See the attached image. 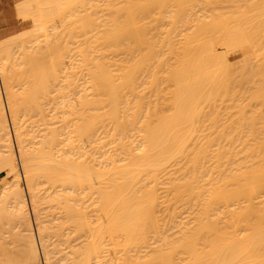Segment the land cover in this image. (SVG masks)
Wrapping results in <instances>:
<instances>
[{"label":"bare ground","instance_id":"bare-ground-1","mask_svg":"<svg viewBox=\"0 0 264 264\" xmlns=\"http://www.w3.org/2000/svg\"><path fill=\"white\" fill-rule=\"evenodd\" d=\"M83 1L47 0L46 3V0H44L43 2L50 9L48 8V12L42 11L44 14L46 13L45 18L48 21L50 20V24V22L53 23V19L59 21L63 15L66 16V14H69L68 12H72L74 5L72 4L73 6L70 7L71 3L80 4ZM98 1V6L96 4L98 10L106 12L103 15H101L102 12L98 13L101 16L97 17V22L94 23L96 18H93L94 20L91 19L89 23L85 19H88L87 16L91 15L90 11L93 8L88 15L84 14L87 15L84 19L86 22L81 21L86 26L92 24V28L95 24L93 35L97 41L98 51L96 50L95 56L92 55L94 58L92 57L91 67L87 70L88 85L85 87H90L91 93L69 94L71 93L70 90L76 87V82L69 76L70 71L62 69L63 74L65 72L63 79L55 81V73H57L56 70H58L59 65L57 58L60 57L55 58L53 56V59L47 61L48 64L45 63V60V62H37L40 57H43V54L30 47L29 50L21 47V55L23 54V57L29 60L25 63L23 59L24 66L19 67V72L25 73L29 70L32 77L28 80L25 79V81L22 79L21 91L15 93L16 90H13L11 78L16 74H11L13 67L18 66L13 62L15 60H12L13 55L9 52L10 48L8 49L6 44L0 43V88L4 95V104L0 96V169H3L5 173V181L3 180L5 183L2 181L3 186L6 184L0 190V195L4 199L7 198L5 203L2 200L3 198H0V264H41V260L43 264H239L241 254H243L241 253L242 246L247 249L250 245L248 247V250H250L247 251V255H249V252H252L251 243L252 241L253 243L256 242V237L254 238L251 234L254 240L249 237L246 245L241 246L239 234L235 232L236 227H232L235 233L230 227L238 225L237 229H239L238 227L242 223L240 221H243L240 220V213H243V211L241 209L238 213L236 210H231L233 207L230 205L226 208V210L228 209L226 217L223 210L225 205L227 207L230 204L229 201L232 202L237 196L238 201L242 200H239V198L241 196L240 192L245 189L244 187L248 189V191L246 190L247 193L249 192L246 199L250 197L249 200H252L255 194L257 196L260 188H264L263 185L260 186L261 180L264 179L262 177L264 176L262 175L264 174V168H261L264 165L259 167L262 162L264 163V153L260 151L259 154H263L260 157L256 150L259 147L264 150V133L262 131L260 133L262 140L261 137L259 138V131H256L261 127L264 128V125L260 124H264L261 118L264 116L263 111H261L262 104L264 105V97H261L264 94V91H262L264 90V78H262V74L259 75L261 71H258V68L262 65L260 63L264 62V0H189L191 3L187 0L189 4L185 0L184 5L183 0ZM26 2L29 5L26 4L25 7L23 5V8L31 7L30 1ZM42 4L40 8L44 9L46 5L43 7ZM84 4L89 3L84 2ZM92 4L94 6V3ZM242 5H244L243 8H241ZM91 7L92 5L90 9ZM38 8L39 6L33 9L36 11ZM153 8H156L157 11H152ZM224 8L225 13L218 11L220 9L224 10ZM208 11H210V14L207 13ZM73 12L68 16L73 17L71 14L76 13ZM95 12L98 11L95 10ZM95 12L92 11V14H95ZM153 12L158 14L157 17H154L155 21L160 20L163 26L166 27L165 30L163 29L162 39L160 37L158 38L161 40L157 39V41H160H158L160 43L158 50L156 49L158 43L154 44L152 40L150 41V38L148 39L154 31V27L158 28L155 21L147 22L153 20ZM85 13H88V11ZM25 14L27 13L25 12ZM19 15H22V12ZM36 16L35 14L33 17L34 24L37 21L40 22L39 19L42 17L40 14L38 15L40 17ZM143 18L144 20L149 19L146 21L148 26L151 27L154 24L153 31L149 30L150 33L148 29L151 28H145L147 25L146 22H142ZM60 23L61 21L57 24L60 25ZM38 24H35V29L38 26L41 27V23ZM160 26L157 30L161 29ZM74 27L76 28V26ZM89 27L90 25L87 29ZM48 28L50 29V26ZM65 28L67 29V27ZM92 28L90 29L91 32H93ZM35 29H32L34 34L40 28H37L36 31ZM55 29L53 33H55ZM87 29L86 31H89ZM215 32L217 34L216 38L214 37ZM27 33L29 34V31ZM53 33L51 34L53 35ZM22 34L25 35V33ZM58 34L60 35V33ZM52 35H47L48 38L45 39H49ZM219 35L222 41L217 40V42L232 48L234 60H229L223 54V51L217 50L218 43L216 39H219ZM38 36L41 37L39 33ZM44 37L46 36L44 35ZM153 37L156 39V36ZM37 38L33 39L34 43L37 42L34 41ZM15 40L17 41V38ZM39 40V42L42 41ZM248 41L254 42L253 44L250 43L253 46L255 45V49H252L255 51L256 59L254 60H258L255 62L258 67L252 66L254 60H251L253 62H250V64L244 62L243 58L238 57V51L242 49L241 46L245 44L247 46ZM15 42L10 43L16 44L17 42ZM20 42L23 43L24 41ZM58 42L60 43V41ZM52 43L53 46L54 43ZM143 44L147 45L143 46ZM222 44L220 46H224ZM31 46L33 45L31 44ZM97 46L95 45V47ZM17 50L19 49L17 48ZM48 50L50 51L51 47ZM105 50L109 53L108 60L104 59L105 56L102 57ZM156 50L159 52L157 53ZM97 52L99 53L97 54ZM132 53H134V56ZM129 54L132 55L131 58ZM154 55L159 57L157 58ZM66 57L68 58V56ZM150 58L154 59L156 64L151 65ZM84 59L82 60L85 61L86 59ZM147 60L151 64L145 63ZM61 62L63 63V61ZM81 63L80 66H82ZM245 63L250 66L246 68H250L248 72H252L248 73L244 68L245 73H248L247 76H254L255 69L251 71V68H256V71H258V75L257 72L256 75L261 77V79L258 77L260 81L255 80L257 79L256 75L254 76L255 79L250 77L252 81L251 84L249 82L248 84L260 86H256L257 89L256 87L246 86V90L249 92L254 89L251 90V96L245 90V93H243L246 82L244 87L241 86L243 87L240 89L241 93L237 91L240 97L242 95V100L246 93L248 94V99L244 97L247 105L244 100V105L240 102V97L238 98L240 101L236 99L238 94L235 95V98L232 97L241 84L235 87V93L232 87V91L229 89L230 78L231 83H233L242 73L244 74L243 68H241L242 72L239 69L240 74L237 78L234 77L235 75L232 76L233 72L232 74L230 72L232 70L237 71L235 69L236 64H242L241 67H246L243 65ZM150 65L152 67L156 65V68L153 67L155 70ZM25 66L28 70L24 69ZM151 68L152 70H150ZM262 70L264 72V69ZM228 71H230V76L226 73ZM141 72H144V76L143 73L140 75ZM161 74L167 80L165 81L169 82L167 83L168 87H171L170 94L166 93V95H169L166 99L169 97V101H165V98L161 97L165 93L163 91L168 92L169 90H162L164 80H162L163 78L160 79L161 76L159 75ZM244 75L241 76L244 78ZM50 77L53 78L52 81H49ZM240 77L238 79L239 83L242 78ZM243 78L242 80L245 81ZM14 80V83L18 81ZM160 80L163 83H158L162 84L159 85L161 90H158L157 82ZM254 80L255 83H253ZM19 84L20 80L17 85ZM167 84L165 83V85ZM145 85H149L150 88L154 89L152 94L144 96L148 94L145 88H149ZM165 85L164 87H167ZM139 86L143 90H140ZM261 87L262 89H260ZM15 89H18V87H15ZM64 89L68 90L69 93H62ZM144 89L147 92H143ZM150 90L152 89H149V93ZM228 91L230 94L233 92V95L230 96L232 97L231 100L234 99V101H231L233 103H230V97H228V101L225 99ZM159 92L161 100L163 98L164 103H170V106L167 105L170 110L164 109L167 113L161 111L164 114L159 111V108H163L162 105L160 106ZM256 92L258 93L256 94ZM259 92H263V94L261 95ZM222 96L225 97H223L225 100L221 99ZM252 96L253 98L257 96L256 98L262 104L259 105L260 103L255 98L254 100L258 104L253 107L248 101L253 100ZM218 97H220V101H224L219 103H225L223 108L229 102L227 108H230L231 113L234 107L232 105L229 107V104L235 105L234 102H236V105L239 106L235 107H241V109H236L237 114L234 112L236 115L232 113L229 116V120L233 119L232 121L227 120L228 117L226 118L227 121L225 118L223 119V116L226 117V115H222L223 111L225 110V114L229 113L226 112L228 110L226 108L224 110L222 107L218 108L222 104H216L218 106L216 107L215 102L218 103L219 99L216 100ZM239 102L242 106L238 104ZM157 103H159V108ZM255 103L253 102V105ZM250 105L255 111L257 110L256 112L259 110L261 112L259 111L258 115L256 112H252L254 109L250 112L248 110L251 108ZM5 107L8 118L5 115L7 114L4 111ZM247 107V112L243 113ZM242 109L244 110L242 111ZM240 112L241 114H239ZM245 114L254 117V120L260 118L262 122L257 120V123L248 116V120L245 121V116H242ZM254 114L257 117L252 116ZM233 115L236 116L235 119ZM237 115L241 116L238 124H241L244 118V126L246 125L245 122L250 127L249 129L254 125L255 130L252 131V128V132H249L248 126L247 130L245 127L243 130L247 131L246 135L249 133L247 137L251 143L253 142L251 137L255 140L258 138L257 143L260 141L259 144L255 142L251 144L252 146L256 144L258 148L254 146L255 150L250 147L251 145L248 144L250 141L248 142V140L246 144L251 149H247L248 146L246 145L241 150L237 148V146L242 147L239 145L247 139L246 135H243L244 131L242 133V130H240L243 126L240 125V128L237 126L236 118L239 117ZM224 121L230 123H228L229 126L226 125L227 129ZM253 121L257 126L261 125L260 128L256 129ZM228 129L229 131H226ZM231 129L233 133L239 129V134L241 132V135H243L241 137L246 138L245 141H242L239 135L237 137L241 138V143L240 139L238 142V138L235 141L234 138L236 137L234 136V140H229L228 135L232 138L231 135L226 134L225 136V133L230 132ZM253 132L254 135L257 134L256 137L251 135ZM227 139L231 142L233 140L234 145L231 143L226 145L223 141ZM261 143L262 146H260ZM228 144L230 147L236 146L234 147L235 150H232L233 148L231 147V149ZM106 146L108 148H105ZM236 149L239 151H236ZM234 152L238 153L235 154ZM243 153L246 155L243 156ZM232 154H235L236 157ZM237 154L242 155L243 159L247 156L245 157L247 161L244 159L245 166H242V168L239 167L243 163L242 157H238L239 160H242V162L241 160L238 162ZM231 155L237 159L235 162ZM248 157L250 159L256 158L250 160ZM259 158L261 159L258 160ZM226 161L227 163L231 161L232 164H226ZM258 161H261V164L259 163L257 166L255 162ZM238 163L240 164L238 165ZM247 163L252 164V170H249L252 167L251 164L249 167ZM236 164L239 167L238 170L234 168ZM228 165H233V168ZM243 168H245V172L241 170ZM228 169L230 172H228ZM234 169H236L235 172ZM258 169L260 174L257 171ZM238 173L243 176L244 180L251 173L252 177H249V179L251 181L252 178V181L247 183L248 178L245 181L241 180L242 185L243 182L245 184L240 186L241 177ZM245 174L246 176H244ZM257 181L259 183L256 184ZM227 182H230L228 187L234 186V188L229 187L230 190L228 191L226 189ZM231 184L234 185L231 186ZM252 184H256V187L259 185L257 187H260L259 190ZM238 185L243 189L239 190ZM247 186L249 188L250 186L251 188L252 186L255 187L258 191L255 188V190L250 189L257 191V193L250 192ZM5 190L7 191L5 192ZM244 192L245 190L242 194ZM41 198L44 199L45 204L43 210H49L46 211L50 215L48 223L47 220L42 219L37 205L38 200V202L42 201ZM255 199L253 198V200ZM227 200L229 201L227 202ZM250 202L246 200L245 203L252 204ZM239 203L236 202V205L234 202L237 207ZM254 203L256 204V202ZM242 206L244 209V205ZM242 206L240 205V207ZM229 208L230 214H228ZM161 211L164 214L163 212L161 214ZM235 213L239 214L238 221ZM181 214L186 215L182 217ZM229 215L232 217L229 218ZM223 217L227 218V221L228 218L232 219L229 220L232 225L228 223L229 228L232 230L231 232L229 229L230 234L226 231ZM244 217L245 215L242 219ZM262 217L263 215H261V220ZM184 218L188 220L184 221ZM3 220L4 225L9 224L5 225L8 226L7 228L2 227L4 226L1 224ZM170 231L172 232L170 233ZM11 236L12 238L15 237V240H13L16 243L19 242V245H11V242H13ZM260 238L264 240V235ZM14 242L13 244H15ZM262 256L264 257V255Z\"/></svg>","mask_w":264,"mask_h":264},{"label":"rangeland","instance_id":"rangeland-1","mask_svg":"<svg viewBox=\"0 0 264 264\" xmlns=\"http://www.w3.org/2000/svg\"><path fill=\"white\" fill-rule=\"evenodd\" d=\"M26 1H30V6L33 7V8H34V7H38V6H39V8H40V7H41L40 5H41L42 3H43V4H42L43 7L46 5V4L43 2L44 0H43V1L41 0V2H42L41 4H40V0H37L36 2H35L34 0H33V1H32V0H26ZM26 1L23 2V0H0V16H1V17H0V43H1V44H6V46H8V49L10 48V49H9V50H10L9 52L11 53V55H13V59H12V56H11V59H12V60H15V61H13V62L16 63L17 66H18V67H16V65H15V66L13 67L15 70L13 69V72H12V74H11V75H15V74H16V75L13 76V77H14V79L18 80V81H16V82L14 83L15 80L13 79V77L11 78V82H13V83H12V84H13V90H16L15 93H20V91H21V87H22L21 84L23 83V82H22L23 80L25 81V79L28 80V79H30V78L32 77L31 74H29L30 72H29V70L27 69V66L24 67V69H27V70H28L27 72H25V73L22 72L23 74H22L21 72H19L20 68L24 66V64H23L24 60H25V63H27V61L29 60V59H27V58H24V57H23V54L21 55V49H22V48H25L26 50H29L30 48H34L35 51H38L39 53L43 54V57H40V58L37 60V62H38V61H39V62H45V61H46L45 63L48 64V62H49L51 59H53L54 57H55V58H56L57 56L60 57V58H57V60L59 61V62H58L59 65H58V67H57L58 70H56L57 73H55V77H56L55 79H56V80H55V79H54V80H55V81H58L57 79H61V80H62L63 77H64V74H65V72H64V74H63V70L65 69V70L70 71V72H69V73H70L69 76L74 80V82L77 83V85H76V83H75V86L77 87V89H76V87H75V88H74L75 90H74V89H73V90H70L71 93H69L68 90L64 89V90L62 91V93L68 92V93L71 94V95H74L75 93L78 94V93H81V92H83V93H91L92 90H90V87H88L89 89H88V88H85V87H87L86 85H88V82H87V78H88L87 70L91 67V63H92V61H93L92 59L94 58L93 56H95V54H96V50L98 49L97 41L95 40V36L93 35V34L95 33V32L93 31V30H94L93 28H95V27H94V26H95L94 23L97 22V21H96V20H97V17L103 15V13L106 12V11H103V12L101 11V12H102V13H101V12L98 10V7H97V6H98L99 1L97 0V1H98V3H97L96 0H95V2H94V0H92V1H91V0H88L89 2L86 1V0H85V1L82 0L83 3H80L81 5L75 3V2H77V1L74 2L76 5H75L74 3H71V6H70V7H72V6L74 5V6L72 7V10H73V11L75 10L74 12H76V13H74V12L72 11V12L74 13V14H71V15H73V17H72L71 15H70L71 17H69L68 15H69L70 13H72V12H68L69 14H66V16L69 17V18H67L66 16L63 15V16H62V19L60 18V20H59V21H61L60 25H58V24H59V21H58V20H55V19H53L54 21L51 20L53 23L56 21V22H55L56 25L54 24L55 26H54L53 23H51V22H50V24H49V21H50V20L48 21V19L45 18V14H46V13L44 14L43 11L48 12V10L50 9L48 5L45 6V8H44L45 10H44L43 8H40L41 10L38 8V10L35 11V9H37V8H35V9H33V8H31V7L23 8V5H24V7H25L26 4L29 5V3L26 2ZM70 1H71V0H70ZM82 1L80 0V2H82ZM90 1H91V4H90ZM183 1H184V2H183V5H184V4H185V0H183ZM186 1H187V0H186ZM188 1H189V0H188ZM188 1H187V3H188ZM18 2H19V3H18ZM25 2H26V3H25ZM34 2H35V3H34ZM84 2H85L86 4H87V3H89V4L85 5ZM32 3H33V4H32ZM37 3H38V5H37ZM46 3H47V0H46ZM92 3H94V6H93ZM189 3H191V2L189 1ZM189 3H188V4H189ZM238 3H239V2H238ZM243 3H244V2H243ZM72 4H73V5H72ZM96 4H97V6H96ZM222 4H224V3L222 2ZM240 4H241V2H240ZM21 5H22V6H21ZM35 5H36V6H35ZM79 5H80L81 7H80ZM91 5H92V7H91V9H90V6H91ZM207 5H208V4H207ZM209 5H210V4H209ZM77 6H78L79 8H76ZM186 6H187V4H186ZM243 6H244V5H242L241 8H243ZM18 7H19V8H18ZM74 7H75V8H74ZM83 7H84V8H83ZM87 7H88V8H87ZM195 7H196V6H195ZM195 7H194V8H195ZM20 8H21V9H20ZM22 8H23V9H22ZM27 8H28V9H27ZM46 8H47V9H46ZM48 8H49V9H48ZM85 8H86V9H85ZM93 8H94V9H93ZM4 9H5V10H4ZM32 9H33V10H32ZM84 9H85L86 11H88V13H85L86 11L84 12V11H83ZM92 9H93V10H92ZM221 9H222V8H221ZM221 9L218 10V11H219V12H222V11H223L222 13H225V12H224V11H226L225 8H224V10H221ZM19 10H20V11H19ZM25 10H26V11H25ZM27 10H28V11H27ZM39 10H40V12L38 13ZM42 10H43V11H42ZM90 10H92V11H94V12H95V10H96V11H98V12H95V14H92V11H90ZM23 11H24V12H23ZM29 11H31V12H29ZM78 11H80V12H78ZM81 11H82V12H81ZM89 11L91 12V15H90V16L88 15V14L90 13ZM152 11H155V12H156L157 10H156V8H153ZM212 11H213V10H212ZM214 11H215V10H214ZM19 12H20V13H19ZM21 12H22V15H19V14H21ZM25 12H26L27 14H25ZM83 12H84V13H83ZM155 12H153V13H154V15H153V17H152L153 20H151V21H147V20H149L148 18H147V19L145 18L146 20H144V18H143L142 22H143V21H144V22L147 21V22L149 23V22L155 21L156 19H154V17H157V16H158V14H156ZM34 13H35L37 16H38L39 14L42 15V17L44 16L43 18L41 17V19H39V20H41L40 22H39V21L36 22L37 25H39L38 23H41V24H40L41 27H40V26L37 27V25H36V27H37V28H40L39 30L43 29L42 31H39V30L36 28V29L39 31V32H38V31H36V29H35V24H36V23L34 24V21H33V19H34L33 17L35 16ZM82 13H83V14H82ZM96 13H97V16H96ZM98 13H101V15H100V14L98 15ZM207 13L210 14V11H208ZM211 13H213V12H211ZM226 13H227V12H226ZM28 14H29V16H28ZM31 14H32V17H31ZM43 14H44V15H43ZM84 14H87L88 16H87V15H84ZM25 15H26V16H25ZM81 15H82V16H81ZM22 16H23V17H22ZM37 16H36V17H37ZM80 16L82 17V19H81ZM85 16H87L88 19H85ZM91 16H92V17H91ZM38 17H40V16H38ZM64 17H65V18H64ZM74 17H75V18H74ZM89 17H90V19H89ZM70 18H71V20L73 19L72 22H71ZM78 18H79V19H78ZM93 18H94V19L96 18L95 21H94V23H93V24H94L93 28L91 27L92 24H88V25L86 26V24L83 23V22H86L85 20H88V22L90 23V20L93 19ZM43 19H44V21H43ZM63 19H64V20H63ZM65 19H66V20H65ZM68 19H69V20H68ZM84 19H85V20H84ZM94 19H93V20H94ZM46 20H47V21H46ZM76 20H77V21H76ZM93 20H92V22H93ZM35 21H36V20H35ZM42 21H43V22H42ZM62 21H63V22H62ZM78 21H79V22H78ZM81 21H83V22H81ZM159 21H160V20H157V22L155 21V23L157 24L158 28H159L160 25L163 27V28H162V27L160 26L161 29H159V30H157L158 28L154 27V31H153V29H152L153 26H154L153 23H152L153 25H152L151 27L147 25V22H146V25H147V26L145 25V26H146L145 28H147V27L151 28V29H148V32H149V33H150V31H153V32H154V33L152 32L151 35L148 37V39L150 38V41L152 40L154 44L158 43V41L162 39V34H163L164 30L166 29V27L163 26V23L160 21V23H162V24H160ZM45 22H46V23H45ZM47 22H48V23H47ZM65 22H67V23H65ZM69 22L71 23V26H70V23H69ZM76 22H77V23H76ZM88 22H87V23H88ZM57 23H58V24H57ZM68 23H69V24H68ZM79 23H80V24H79ZM82 23H83V26H82ZM48 24H49V25H48ZM66 24H67V25H66ZM44 25H45V26H44ZM52 25H53L54 27H53ZM65 25H66V26H65ZM89 25H90V27L92 28V31H93V32H91V30H90L91 28H90V27H89V29H87ZM150 25H151V23H150ZM48 26H50V29L48 28ZM61 26H62V27H61ZM64 26L67 27V29H66ZM74 26H76L77 29H76ZM77 26H78V27H77ZM43 27L45 28V30H44ZM68 27H69V29H68ZM71 27H72V28H71ZM79 27H80V28H79ZM51 28H53V29H51ZM55 28L57 29V31H56ZM70 28H71V29H70ZM73 28H74V29H73ZM82 28L85 29V30H83ZM155 28H156V29H155ZM32 29H33V30L35 29V31H36L35 34L33 33V30H32ZM46 29H47V30H46ZM54 29H55V33H53ZM58 29H59V30H58ZM64 29H66V30H65L64 32H61V31H63ZM80 29H81V31H80ZM86 29L89 30V31H86ZM163 29H164V30H163ZM30 30H32V31H30ZM49 30H50V31H49ZM69 30H70V31H69ZM72 30H73V32H71ZM78 30H79V32H78ZM149 30H150V31H149ZM161 30H163V31H161ZM28 31H29V34L27 33ZM35 31H34V32H35ZM43 31H44V32H43ZM68 31H69V32H68ZM146 31H147V29H146ZM157 31H158V32H157ZM30 32H31L32 34H31ZM37 32L39 33V35H40L41 37L38 36V33H37ZM83 32H84V33H83ZM148 32H147V34H149ZM22 33H25V35H23ZM40 33H41V34H40ZM49 33H50V34H49ZM51 33H53L54 36H53ZM58 33H60V35H59ZM67 33H68V34H67ZM156 33H158L159 36H158V34L156 35ZM160 33H161V35H160ZM217 33L219 34V32H217ZM21 34L23 35V38H22ZM26 34H28V35H26ZM33 34H34V36H33ZM43 34H44L46 37H44ZM61 34H62V36H61ZM71 34H72V35H71ZM153 34H154V35H153ZM205 34H206V33H205ZM213 34H214V33H213ZM215 34H216V32H215ZM47 35H49V36L52 35L53 37L51 36L49 39H45V38H48ZM56 35H57V37H56ZM69 35H70V36H69ZM73 35H74V36H73ZM152 35H153V36H156V39H154L155 37H153ZM220 35H221V34H220ZM220 35L218 36L219 39H216V42H217V40H219L220 42L222 41V40H220V39H221V38H220ZM18 36H20V37L18 38ZM25 36H26L27 38H26ZM30 36H31V38H32V37H33V38H32V39H31V38L29 39ZM35 36L38 37V38H37V40H34V41H37V42L34 43V42H33V39L36 38ZM59 36H60V37H59ZM147 36H148V35H147ZM212 36H213V35H212ZM212 36H211V37H212ZM216 36H217V34H216L214 37L216 38ZM158 37H160L161 39L158 38ZM214 37H213V40H214ZM16 38H17V41L15 40ZM51 38H52V41H51ZM58 38H59V39H58ZM26 39H27V40H26ZM39 39H41L42 41L39 42V41H40ZM43 39H44V41H46V42H47V40H49V41H48L47 43H45V42L43 41ZM53 39H54V40H53ZM55 39H58V40H55ZM62 39H63V40H62ZM65 39H66V40H65ZM92 39H93V40H92ZM153 39H154L156 42H155ZM157 39H159V40L157 41ZM25 40L28 41V43H26ZM15 41H16L18 44H17ZM18 41H19V42H20V41H24L25 43H24V42H23V43H22V42L19 43ZM29 41H30V42H29ZM54 41H55V42H54ZM58 41H60V43H59ZM66 41H67V42H66ZM92 41H93V42H92ZM94 41H95V42H94ZM10 42H11V43L15 42L16 44H11ZM32 42H33L34 44H33ZM38 42H39V44H38ZM52 42H53L54 44H53ZM159 42H160V41H159ZM198 42H199V41H198ZM213 42L215 43V40H214ZM220 42H219V43H220ZM223 42H224V41H223ZM250 42L252 43V41H250ZM250 42H249V41L247 42V44H248L247 46H245L246 44H245L244 46H241L242 49H241L240 51H238V55H239L238 57L243 58V61H244V62H247V63H250V62L252 63L253 61H251V60L256 59V58H255V57H256V54H255V51L253 50V49H255V45H254V46L252 45L254 42H253L252 44H251ZM7 43H8V45H7ZM9 43H10V44H9ZM30 43H31L33 46H31ZM51 43L53 44V46L51 45ZM85 43H86V44H85ZM93 43H95V44H93ZM195 43H197V42H195ZM217 43H218V42H217ZM217 43H216V44H217ZM219 43H218L219 46H218V45H217V46L215 45V46L217 47V50H218V51L220 50L221 52L223 51V52H224L223 54H225V56H226L229 60H231V61L234 60V52H233L232 48H228L229 46L226 47L227 45L222 44V43H221V44L224 45V46H220L221 44H219ZM36 44H37V45H36ZM40 44H43V45H40ZM45 44H46V45H45ZM59 44H60V45H59ZM92 44H93L94 46H93ZM249 44H250L251 46H250ZM9 45H10V47H9ZM13 45H14V46H13ZM19 45H20V46H19ZM65 45H66V46H65ZM86 45H87V47H86ZM88 45H89V46H88ZM95 45H96L97 47H95ZM144 45L146 46L147 44H143V46H144ZM158 45H159V46H158ZM12 46H13V47H12ZM35 46H36V47H35ZM41 46H42L43 49L41 48ZM59 46H60V47H59ZM62 46H64V47H62ZM252 46H253V47H252ZM11 47H12V48H11ZM21 47H22V48H21ZM26 47H27V48H26ZM29 47H30V48H29ZM47 47H48V48H47ZM50 47H51V50H50L51 52H50L49 50H48V51H49V55H50V54H51V55H50V57H49L47 49H50ZM54 47H55V49H54ZM158 47H160V43L157 44V48H156V45H155V48H156L157 50L159 49ZM13 48H14V51L12 52ZM17 48H18L20 51L17 50ZM57 48H58V49H57ZM60 48H61V49H60ZM85 48H86V49H85ZM92 48L94 49L95 52L93 51ZM224 48H225V49H224ZM226 48H227V49H226ZM252 48H253V49H252ZM222 49H223V50H222ZM41 50H42V52H41ZM84 50H86L87 53H86V51H84ZM157 50H156V52H157ZM57 51H58V52H57ZM61 51H62V52H61ZM82 51H84L85 53L82 52ZM90 51H91V52H90ZM97 51H98V50H97ZM130 51H133V50H130ZM142 51H144V50H142ZM65 52H66V53H65ZM92 52H93V53H92ZM133 52H134V51H133ZM158 52H159V51H158ZM158 52H157V53H158ZM12 53H13V54H12ZM14 53H15V54H14ZM39 53H38V54H39ZM46 53H47V54H46ZM53 53H54V54H53ZM63 53H64V54H63ZM83 53H84V56H83ZM98 53H99V52H97V54H98ZM62 54H63V55H62ZM133 54H134V53H132V55H133ZM159 54H160V53H159ZM159 54H158V55H159ZM16 55H17V56H16ZM19 55H20V57H19ZM65 55L68 56V58H67ZM80 55H81V57H80ZM86 55H87V57H86ZM92 55H93V56H92ZM102 55H103L102 57H104V56L106 57V58L104 57L105 60H108V58H109V53L107 52V50H105L104 53H103ZM129 55H130V54H129ZM132 55H130L129 57L131 58ZM158 55H157V56L154 55V56H156V57L158 58V57H159ZM14 56H15V57H14ZM21 56H22V57H21ZM53 56H54V57H53ZM62 56H63V57H62ZM133 56H134V55H133ZM154 56H153V58H154ZM16 57H17V58H16ZM51 57H52V58H51ZM79 57H80V58H79ZM83 57H84L86 60H85ZM92 57H93V58H92ZM156 57H155V59H156ZM20 58H21V59H20ZM49 58H50V59H49ZM132 58H134V57H132ZM23 59H24V60H23ZM42 59H43V60H42ZM46 59H47V60H46ZM59 59H60V60H59ZM80 59H81V60H80ZM82 59H84L85 61H83ZM257 59H258V58H257ZM12 60H11V62H12ZM16 60H17V61H16ZM40 60H41V61H40ZM44 60H45V61H44ZM130 60H132V59H130ZM150 60L152 61V64H151V62L148 61V60H147L148 62L145 61V63L153 65V64L155 63V60H154V59H151V58H150ZM157 60H158V59H157ZM157 60H156V61H157ZM18 61H19V62H18ZM21 61H22V63H21ZM47 61H48V62H47ZM61 61H63V63H62ZM82 61H83V62H82ZM132 61H133V60H132ZM153 61H154V62H153ZM248 61H249V62H248ZM256 61H258V60H256ZM256 61L254 60V62H253L254 64H252V66H253V65L256 66V64H255ZM81 62H82V63H81ZM241 62H242V61H241ZM259 62H260V61H259ZM259 62H258V63H259ZM61 63H62V64H61ZM80 63H81L82 66H80ZM239 63H240V62H239ZM251 63H250V64H251ZM263 63H264V62H263ZM263 63L261 62L260 64L264 65ZM18 64H20V65H18ZM64 64H65V65H64ZM76 64H78V65H76ZM155 64H156V63H155ZM260 64H259V65H260ZM151 65H150V67H152ZM241 65H242V64H241ZM241 65L236 64V68H235V69L238 71V73H236L237 71H233V70H232L231 72L228 71V72H226V73L229 74V72H230V74H232V72H233L232 76L235 75L234 77L237 78V77H238V74H240L241 68H243L242 71L244 72L245 75H244L243 73H242L241 75H242V76L244 75L246 78H245V77L243 78L241 75H240V76H241L245 81H243L242 78L239 76V77L241 78V80H239L240 83L238 82V79H239V77H238L236 80L233 78V79L236 81V82L233 81V83H234V84H233V83H231V78H230V81H229V82H230V85H229L230 88H229V89L231 90V89L233 88L232 90H234V93H235V90H236L235 87H236V86H239L240 84H241V85H240L239 87H237L236 93H235L234 95H233V92H231V94H230V92H229L230 90H229V91L227 92L229 96L226 95V96H225L226 98H225L224 96H222V98H221L222 100H225V99H226V101H228L227 99H229L228 97H230L231 95H233L232 97L235 98V95L238 94L237 91H238V92L240 91L239 93H241V90H240V89L244 87V83H245V82H246L247 84H245V88H243V93H245V91H246V92H249V91L246 90V86H247V87H248V86H249V87L251 86V88H253V87L255 88L257 85H255V84H254V86H252L253 84L250 85V84H251V81H252V80L250 79V77H253L252 79H255L254 76L256 75V72H257V75H258V71H259V72L261 71V73H260L259 75L262 74V78H264V76H263L264 72H263V70H262V69H264V66H263V68H261L262 65H260L261 70H260V68H258V71H256V70H257L256 68H251V71H253V69H255V72L253 73V75H254V74H255V75H254V76H251V75H250V76H249V75L247 76L248 73H252V72H248V69L250 70V68L246 69L247 67H250V66H248L249 64H248V65H247L246 63L243 64V65H245L246 67H244V66L241 67ZM63 66H64V67H63ZM78 66H79L80 68H79ZM237 66H239L240 68H239V67L237 68ZM252 66H251V67H252ZM254 66H253V67H254ZM19 67H20V68H19ZM61 67H62V68H61ZM84 67H85V68H84ZM153 67L156 68V65L153 66ZM153 67H152V68H153ZM256 67H258V64H257ZM152 68H151L150 70H152ZM162 68H164V67H162ZM244 68L247 70L248 73H245L246 70H244ZM62 69H63V70H62ZM83 69H84V70H83ZM153 69H154V68H153ZM239 69H240V71H239ZM154 70H155V69H154ZM161 70H162V69H161ZM14 71H15V73H14ZM17 71H18V72H17ZM24 71H25V70H24ZM61 71H62V72H61ZM242 71H241V72H242ZM83 72H84V73H83ZM158 72H159V69H158ZM158 72H157V73H158ZM161 72H162V71H161ZM161 72H160V73H161ZM17 73H18V74H17ZM142 73H143V76H144V72H141L140 75H142ZM21 74H22V75H21ZM230 74H229V76H230ZM23 75H26V76H23ZM157 75H158V74H157ZM163 75H165V73H163ZM163 75L161 74V75H159V76H161L160 79L163 78L162 80H164V84H163V85H162V84H158L159 82H160V83H163L162 80L158 81V82H157V84H158V87H157V88H158V90H161V89H159V87L162 85V86H163V89H162V90H164V89H165V90H168V89H169L168 92H167V91H163V92H165V93H163L162 91H160V92L163 93L161 97L165 98V101H167V100L169 101V97H168V99H166V97L169 96V95H166V93H169V94H170V88H171V87H168L169 85H168L167 83H169V82H166L167 80L163 77ZM257 75H256V76H257ZM58 76H59V77H58ZM226 76H227V74H226ZM229 76H227V77H229ZM232 76H231V77H232ZM15 77H16V78H15ZM21 77H22V78H21ZM25 77H26V78H25ZM48 77H49V75H48ZM61 77H62V78H61ZM157 77H158V76H157ZM258 77H260V76H257V77H256V78H257V79H255L256 81H260V80H258ZM247 78H248V80H247ZM22 79H23V80H22ZM140 79L142 80V77H141ZM157 79L159 80V77H158ZM228 79H229V78H228ZM233 79H232V80H233ZM249 79H250V80H249ZM260 79H261V77H260ZM19 80H20V84L17 85V84L19 83ZM50 80L52 81L53 78L50 77V78H49V81H50ZM165 80H166V81H165ZM255 80H254L253 83H255ZM1 81H2V79H1ZM59 81H60V80H59ZM241 81H243V82H241ZM262 81H263V79H262ZM248 82H249L250 84H248ZM16 83H17V84H16ZM140 83H142V82H140ZM140 83H139V84H140ZM165 83H166L167 85H165ZM259 83H261V82H259ZM262 83H263V82H262ZM78 84H79V85H78ZM232 84H233V85H232ZM236 84H237V85H236ZM159 85H160V86H159ZM164 85L167 86V87H164ZM231 85H232V86H231ZM258 85H259V84H258ZM261 85H263V84H261ZM145 86H147V85H145ZM148 86H149V85H148ZM148 86H147V87H148ZM241 86H243V87H241ZM15 87H16V88L18 87V89H15ZM139 87H140V86H139ZM139 87H138V88H139ZM142 87H143V86H142ZM231 87H232V88H231ZM257 87H260V86H257ZM257 87H256V89H257ZM263 87H264V86H263ZM80 88H81V89H80ZM161 88H162V87H161ZM141 89L143 90V88L140 87V90H141ZM145 89H146L148 92H147ZM145 89H144L143 92H147L148 94L146 93L147 95H144V96H148L149 94H152V93H153V90H154L153 88H150V86H149V88H145ZM149 89H152V90H150V93H149ZM256 89H255V90H256ZM260 89H262V87H261ZM263 89H264V88H263ZM89 90H90V91H89ZM232 90H231V91H232ZM244 90H245V91H244ZM248 90H249V88H248ZM251 90H254V89H251ZM251 90H250V92H249V94H250L249 96H251ZM1 91H2V89L0 88V96H1V99H2V103H3V97H4V95H3V91H2V92H1ZM262 91H264V90H262ZM160 92L158 93V97H159V98H160ZM252 92H253V91H252ZM243 93H242V94H243ZM253 93H254V92H253ZM253 93H252V94H253ZM257 93H258V92H256V94H257ZM259 93H260V92H259ZM143 94H144V93H143ZM222 94H223V93H222ZM260 94L262 95L263 92L260 93ZM163 95H166V96L164 97ZM224 95H225V94H224ZM243 95H244V94H243ZM246 95H247V96H246ZM246 95H245L244 97H245V99H246V98L248 99V94L246 93ZM254 95H255V93H254ZM258 95H259V94H258ZM263 95H264V94H263ZM263 95H262L261 97H264ZM158 97H157V99H158ZM220 97H221V96H220ZM220 97L216 98V100L219 99V101H218V103L215 102V105H216V104H217V105H218V104H219V105L222 104V105L219 106V107L216 105V107H218V108H221V107H222L223 110H224L225 108L228 109L226 112H228L229 114H227V113L225 114V112H224L225 110H224L222 115H226V117L223 116V119L225 118V120H226V118L228 117L227 120H229V119H230L229 116H231L232 113L234 114V112L236 113V111H237L236 109L239 108V107L236 108L235 106H239V105H236V102H234L235 105H234V104H229V107L232 105V107L235 108V110H234V108H233V111H232V113H231V110L229 111L230 108H227L229 102L226 103L227 105L223 108V106L225 105V103H219V102H224V101H220ZM223 97H224L225 99H224ZM232 97H230V103H233V102H231V101H234V99L231 100ZM236 97H237L236 99L239 100V101H240V99H241L240 102H242L243 105H244V102H243V100L245 101L244 97H243V100H242V98H241L242 95H241V97H240V94H238V96L236 95ZM239 97H240V99H238ZM254 97H255V96H254ZM256 97H257V96H256ZM256 97H255V98H256ZM145 98H146V97H145ZM149 98H150V97H149ZM163 98H162V100H161V98H160V101H161V102H163V100H164ZM249 98H250V97H249ZM252 98H253V96H252ZM255 98H253V100H254ZM147 99H148V98H147ZM147 99H145V100L147 101ZM250 99H251V98H250ZM256 99H257V98H256ZM261 99H262V98H261ZM261 99H260V100H261ZM263 99H264V98H263ZM148 100H150V99H148ZM216 100H215V101H216ZM237 100H236V101H237ZM253 100H248V101L250 102V104H251L253 107H255L256 104L260 103L259 99H257V100H258V103H257V101H255V100L253 101ZM157 101H158V100H157ZM161 102H160V106L162 105V106H161V107H163L162 109L159 108V106H158L159 103H157V107L159 108L160 113L165 112L164 109H165V110H170V109H169L170 107L167 108V107H168L167 105L170 106V103H169V102H166V103L163 102L164 104L161 103ZM240 102H239L238 104H241ZM245 102H246V105H247V101H245ZM249 102H248V107H249ZM253 102H256L255 105H253ZM167 103H169V104H167ZM263 103H264V101H263ZM3 104H4V103H3ZM165 104H166V105H165ZM261 104H262V102H261L259 105H261ZM163 105H164V106H163ZM233 105H234V106H233ZM246 105H245V106H246ZM251 105H250L251 108H249V109H248V107L245 108V110L242 109V111H243V110L245 111V112L243 111V113H246V112H247V109L251 112V110L254 109V108H252ZM3 106H4V105H3ZM241 106H242V104H241ZM262 106L264 107L263 104H262ZM47 107H49V106L47 105ZM165 107H166V108H165ZM260 107H261V106H260ZM263 107H262V109H263ZM243 108H244V107H243ZM257 108H258V107H257ZM239 109H241V107H240ZM262 109H261V111H263V113H264V109H263V110H262ZM258 110H259V109H258ZM4 111H5V113H7V111H6V107L4 108ZM161 111H163V112H161ZM239 111H241V110H239ZM239 111H238V112H239ZM242 111H241V112H242ZM249 111H248V114H249ZM256 111H257V110H256ZM256 111H255V109H254V111H252V112H256ZM259 111H260V110H259ZM259 111L256 112L257 115L261 112V111H260V112H259ZM221 112H222V110H221ZM241 112H240L239 114H241ZM165 113H167V111H166ZM263 113H261V115H263ZM163 114H164V113H163ZM236 114H237V113H236ZM236 114H234V115H236ZM248 114H247V116H248ZM251 114H253V113H251ZM251 114H250V115H251ZM5 115H6V117L8 118V113L5 114ZM234 115H233V117H234ZM257 115L254 114V115H252V116L257 117ZM238 116H239V117H238ZM242 116H245V121L248 120V117H251V116H248V117H247L246 114H245V115H242ZM235 117H236V116H235ZM235 117H234V119H235ZM237 117H238V118H236V119H237V120H236V121H237V122H236V123H237V126H239V128H240V125L243 126V127L240 128V130H242V133H243V131H244L245 129L247 130V126H248V125H247V122H245L246 125L244 126V124H243V122H244V118H243V120H242L243 122H242L241 124H240V123L238 124L239 119H240L241 116H240V115H237ZM246 117H247V118H246ZM259 117H260V115H259ZM259 117H258V118H259ZM263 117H264V116H262L261 118H262L263 123H264V118H263ZM251 118H252V117H251ZM251 118H249V119H251ZM7 120H8V119H7ZM227 120H226V121H227ZM232 120H233V119H232ZM232 120H229V121H232ZM240 120H241V119H240ZM251 120H254V117H253ZM257 120H259V122H262V120H261L260 118H259V119L256 118V120H254V121L258 123ZM229 121L226 122L227 124H226L225 121H224L225 126H226V125L229 126V125H228ZM254 121H253V122H254ZM240 122H241V121H240ZM253 122H251V123L253 124ZM255 122H254V124H255ZM248 123H249V121H248ZM229 124H230V123H229ZM260 124H261V125H264V124H262V123H260ZM255 125H256V129L260 128L259 126H261V125H258V126H257V124H255ZM227 126L225 127L226 129H227ZM250 126H251V125H250ZM244 127H245V129L243 130ZM9 128H10V127H9ZM249 128H250V127L248 126V129H249ZM252 128H253L252 131H254V130H255L254 125H252ZM252 128H251V129H252ZM261 128H262V129H261ZM261 128H260L261 130H260V129L256 130L257 132L259 131V132H258L259 135H260L259 138L261 137V134H260L261 131H262V133H264V130H263L264 128H263V127H261ZM229 129H230V128H229ZM229 129L226 130V131H229ZM251 129H249V132H252ZM238 130H239V129H238ZM238 130H236V132L233 130V131H234V133H233V132H232V129H231V130H230L231 133H230V132H227V133H225V136H226V134H230L232 138H230L229 135H228V139L231 140V139H233L234 137H236V138H234L235 141H236V139L238 138L237 135H239L240 137L243 136V135H246L245 133H246L247 131H246V132L244 131L243 135H241V132H240V134H239V131H238ZM237 131H238V132H237ZM257 132H256V133H257ZM232 133H233V135H232ZM235 133H236V134H235ZM234 134H235L236 136H235ZM247 135H249V133H248ZM247 135H246V138H247V139L244 137V138L246 139V141H245V139H243V138L241 137V138H242V141H245V142H244L245 144L242 142L243 145H242V143H241V138H238V142H239V139H240V143H241V145H239V146H242V147H238V146H237V143H236L235 145L237 146L238 149L240 148V150H241V148L245 147V145L248 146L247 149L250 148V147L253 148L254 146L257 147L256 144H254V146H252L251 144H253V142L257 143L258 138L255 140V138L249 136V137L252 138V141H253V142L251 143V141L248 140ZM251 135H254V132H253ZM256 135H257V134H255L254 136L256 137ZM262 135H263V134H262ZM233 136H234V137H233ZM257 137H258V136H257ZM263 137H264V135H263ZM223 138H224V137H223ZM223 138H222V140H223ZM226 138H227V137H226ZM228 139L226 140V141H228V142H226V141H223V142H224L226 145H227V143H229V144L231 143L232 145H234V144H233V143H234V141H233L234 139L232 140L233 143H232L231 141H229ZM249 139H250V138H249ZM253 139H254V140H253ZM261 139H262V137H261ZM261 139H259V140H261ZM247 140H248V142L250 141V143H248L249 145H251L250 147H249V145L246 144ZM262 140H263V139H262ZM262 140H261V142H262ZM240 143H239V144H240ZM259 143H260V141H259L257 144H259ZM229 144H228V146L230 147ZM263 145H264V144H263ZM228 146H227V147H228ZM236 146H231L233 149H232L231 147H230V148H231L232 150H235L234 147H236ZM258 146H259V145H258ZM260 146H262V143L260 144ZM255 147H254V148H255ZM105 148H108V146H106ZM254 148H253V149H254ZM257 148H258V147H257ZM260 148H261V147H259L258 149H260ZM238 149H236V151H237ZM250 149H251V148H250ZM258 149H256V150L258 151V153L256 152L258 155H260V154H259L260 151H261V152L263 151L262 153H264V150H263L262 148H261L262 150H261V149L258 150ZM242 150H244V149H242ZM254 150H255V149H254ZM254 150H253V151H254ZM238 151H239V150H238ZM250 151H251V150H250ZM250 151H249V152H250ZM242 152H243V151H242ZM249 152H248V153H249ZM261 152H260V153H261ZM234 153L236 154V153H238V152H234ZM239 153H240V152H239ZM245 153H246V152H245ZM235 154H232V155H235ZM232 155H231V157L233 158ZM244 155H246V154L243 153V156H244ZM262 155H263V154H262ZM262 155H260V157H262ZM239 156H240V158L242 157L243 163H242L241 165H239L240 163H238V165H239V167L242 168V166H243V167L245 166V164H244V159H246L245 161H247V158H245V157H247V156H245L244 159H243V156H242V155L237 154V159H238ZM228 157H229V156H228ZM235 157H236V155H235ZM235 157L233 158V159H234V160H233L234 162H235V160H237ZM229 158H230V157H229ZM229 158H228V159H229ZM232 158H231V159H232ZM248 158H249V157H248ZM251 158H254V157H251ZM255 158H256V157H255ZM255 158H254V159H255ZM257 158H258V157H257ZM249 159H250V158H249ZM249 159H248V160H249ZM254 159H250V160H254ZM260 159H261V158H259L258 160H260ZM240 160H241V159H240ZM240 160L238 159L237 161L240 162ZM242 160H241V162H242ZM227 161H229V160H227ZM227 161H226V164H232L231 161H230V163H229V162L227 163ZM233 161H232V162H233ZM255 161H257V160H255ZM253 162H254V161H253ZM253 162H252V164H254ZM245 163H246V162H245ZM255 163H257V164H255V165L258 166L259 163L261 164V161H258V162H255ZM226 164H225V166H226ZM247 164H248V166L250 167V164H251V163H247ZM252 164H251V166H252ZM238 165L236 164V167H234V168H236V169L238 168V169H239V167H237ZM255 165H254V168L256 167ZM263 165H264V163L262 162V165H259V167H261V166H263ZM228 166H230V165H228ZM232 166H233V165H231L230 168H231ZM246 167H247V166H246ZM249 167H247V168H249ZM230 168H229V169H230ZM232 168H233V167H232ZM252 168H253V166H252L251 169H249V170H252ZM261 168H264V166L261 167ZM226 169H227V166H226ZM229 169H228V172H230V170H231V169H230V170H229ZM236 169H234V172H235ZM238 169H237V170H238ZM244 169H245V168H243V169H241V170L244 171ZM256 169H257V168H256ZM259 169H260V168H259ZM259 169L257 170L258 173L260 172ZM246 170H247V169H246ZM254 170H255V169H254ZM232 171H233V169H232ZM226 172H227V171H226ZM228 172H227V173H228ZM244 172H245V171H244ZM244 172H243V173H244ZM253 172H254V171H253ZM261 172H262V171H261ZM236 173H237V172H236ZM251 173H252V172H251ZM251 173L249 174L250 176H248V175L246 176V174L244 175V176H246V178H248L247 180H246V178H245V180L247 181V183H248V182L250 183V182L252 181V178H251V181H250V179H249V177H252L251 175H252L253 173H252V174H251ZM254 173L256 174V172H254ZM238 174H239V173H238ZM247 174H248V173H247ZM259 174H260V173H259ZM4 175H5L4 170H3V169H0V190H2L4 186H6V184H4V186H3V182L5 181V179H4ZM241 175H242V174H241ZM253 175H254V174H253ZM262 175H264V174H262ZM239 176H240V174H239ZM259 176H260V175H259ZM240 177L242 178L243 176H240ZM262 177L264 178V176H262ZM21 178H22V177H21ZM241 178H240V181H241V180L245 181L244 178H242V179H241ZM254 178H255V177H254ZM260 178H261V177H260ZM22 179H23V178H22ZM257 179L259 180V178H257ZM3 180H4V181H3ZM248 180H249V181H248ZM253 180H254V179H253ZM2 181H3V182H2ZM240 181H239V182H240ZM255 181H256V180H255ZM239 182H238V184H239ZM253 182H254V181H253ZM4 183H5V182H4ZM23 183H24V182H23ZM23 183H22V185H23ZM247 183H246V184H247ZM255 183L257 184V183H259V182L257 181V182H255ZM261 183H263V184H261ZM261 183H260V186H262V185L264 186V179L261 180ZM244 184H245V182H243V185H244ZM253 184H254V183H253ZM253 184H252V185H253ZM256 184H255V185H256ZM228 185H230V182H227V184H226V189H227L228 191L230 190V188H232V187L234 188V186H232V185H234V184H231L232 187L229 186L230 188L228 187ZM243 185H242V181H241V182H240V186H243ZM249 185H251V184H249ZM255 185H253V186H255ZM1 186H2V187H1ZM238 186H239V185H238ZM240 186H239V187H240ZM253 186H252V188H251V186H250V188H251V189H254V188L256 187V186H255V187L253 188ZM258 186H259V185H257V187H258ZM257 187H256V188H257ZM244 188H245V189H244V190H245L244 194H242L244 190L241 191V192L239 191L240 194H241V196L244 195V196H242V198H241V196H240V198H239V200H240V199H242V200L238 201V200H237V199H238V198H237L238 196L236 197L235 200H233V201L235 202V204H236V202H240V203L238 204V207L236 206L237 204L235 205L233 201L230 202L229 200H227V202L229 201L230 204H228L227 207H226V205H225V209H224V207H223V209L225 210V211L223 210V212H224L223 214L227 217V212H226V211H228V209L226 210V208H228V206H230V205H231V207H233V209H231V210H236L238 213H240V210L242 209L243 213H242V212L240 213V220H243V221H240V222H242V223H241L240 226L238 227L239 229H237V226H238V225H237V226L235 225V226H231V227H230V228L233 230V232H234V228H232V227H236V228H235V232H237V234H239L238 236H239V239L241 240V242L239 241L241 246H242V245H246V242L249 241V239H248L249 237H250V239H251V238L253 239V237H254V238L256 237V242L254 241L255 244L253 243V241H252L253 244H252L251 242H249V243H251V249H252V252H251V253L249 252V255H250V256L252 255L251 257H250L249 255H247V251L250 250V249L248 250V247H249L250 245L248 244L249 246L247 247V249H244L245 246H242V249L244 250V252H246V254H244V252H243V250H242L241 253H243V254H241V258H240V262H239V264H264V257L262 256V255H264V240H262L263 237H261L262 239L260 238V236H263V235H264V219H263V218H264V191H261L262 189L264 190V188L262 187V189H261V188L259 187L260 190H259V188H257L260 192L255 188V189L258 191V194H257V196H256L255 193H257V191L255 192V191L251 190V189L247 186V188L250 189L249 191H250V192L253 191V193L255 194V197L253 196V198H256V199H255L256 201L253 200L252 196H251L252 200H249L250 197H249V199H246V198L248 197L247 194H248L249 192L247 193L248 189H246V187H244ZM240 189H243V187H242V188L240 187L239 190H240ZM255 189H254V190H255ZM246 190H247V191H246ZM6 191H7V190H5V192H6ZM240 194H239V195H240ZM254 194H252V195H254ZM0 196H1V195H0ZM249 196H250V195H249ZM0 198H1V199L3 198L2 200H4V203L7 201V198L4 199L3 196H1ZM41 199H42V198H41ZM246 200H247V202H248V201H249V202L251 201L250 203H252V204H248V203L246 204V203H245ZM38 201H39V200H38ZM38 201H37V203H38L37 205H38V207H39V209H40L39 211H40L41 217H42V219L47 220L46 222L48 223V221H49V219H50V215H49V212H48V213L46 212L48 209H46V211L43 210V209H44L43 205H45V204H44V199H42L43 202H42V201H41V202H38ZM252 201L256 202V204H255L254 202H252ZM241 202H243V203L241 204ZM0 204H1V202H0ZM253 204H254V205H253ZM240 205H241V206L244 205V209H245V210L243 209V206L240 207ZM247 205H248V207H246ZM41 206H42V207H41ZM249 206H250V207H249ZM239 207H240V208H239ZM254 207H255V208H254ZM234 208H235V209H234ZM246 208H247V209H246ZM253 209H254V210H253ZM249 210L252 211V212H250ZM255 210H256V211H255ZM41 211H42V212H41ZM44 211H45L47 214H46ZM48 211H49V210H48ZM244 211H245V212L247 211V213H245ZM253 211H254V212H253ZM162 212H163V211H161V214H162ZM225 212H226V214H225ZM184 213H186V212H184ZM249 213H250L251 215H250ZM253 213L256 214V215H254ZM163 214H164V212H163ZM228 214H230V208H229V212H228ZM235 214H236V213H235ZM241 214H243V215L241 216ZM181 215H182V217H183V216L185 217L186 214H184V215L181 214ZM187 215H188V214H187ZM236 215H237V214H236ZM244 215H245V217L242 219V217H243ZM261 215H263L262 220H261ZM188 216H189V215H188ZM222 216H223V215H222ZM230 216H231V215H229L228 217L230 218ZM238 216H239V214H238L237 217H236V220H237V221H238V218H239ZM247 216H248V217H247ZM258 216H259V217H258ZM231 217H232V216H231ZM249 217H251V218H249ZM253 217H254V218H253ZM256 217H257L258 219H257ZM46 218H47V219H46ZM186 218L189 219V217H187V216H186ZM186 218H184V221H185V220H186V221L188 220V219H186ZM229 218H228V221L230 220ZM255 218H256V219H255ZM224 219H225V218L223 217V223L225 224L226 231H227L228 234H230V233L232 232V230L229 228V226L232 225V224H230V221H231L232 219H231L229 222L227 221V218H226L225 220H224ZM246 219H247V220H246ZM250 219H251V221H250ZM254 219H255L256 221H255ZM181 220H182V218H181ZM244 220H246V221H244ZM182 221H183V220H182ZM225 221H226V222H225ZM254 221H255V223H254ZM46 222H44V223H46ZM246 222H247V223H246ZM248 222H249V223H248ZM251 222H252V223H251ZM3 223H4V220L2 221L1 224L4 225ZM228 223H229L230 225H228ZM236 223H237V222H236ZM7 224H8V223H7ZM7 224H5V225H7ZM237 224H239V223H237ZM249 224H250V225H249ZM2 225H1V226H2ZM5 225L2 226V227H3V228H7L8 226L6 227ZM8 225H9V224H8ZM229 229H230V231H231L230 233H229ZM171 230H172V229H171ZM172 231H173V230H172ZM172 231H170V233H171ZM235 232H234V233H235ZM238 232H239V233H238ZM168 233H169V232H168ZM251 234H253V237H251ZM254 234H255V235H254ZM235 235H236V234H235ZM11 238H12V236H11ZM258 238H259L260 240H259ZM13 239L15 240V237H13V238L11 239V240L14 242ZM237 239H238V238H237ZM247 239H248V240H247ZM9 240H10V239H9ZM16 240H17V238H16ZM51 240H52V239H51ZM253 240H254V239H253ZM261 240H262V241H261ZM17 241H18V240H17ZM13 242H11V245H14V246H15L16 244L19 245V244H18L19 242H18V243L14 242L15 244H13ZM55 244H57V243H55ZM11 245L9 244V246H11ZM57 245H58V244H57ZM57 245H56V246H57ZM14 246H12V247H14ZM18 247H20V246H18ZM58 247H59V246H58ZM17 249H18V248H17ZM253 256H254V257H253ZM40 259H41V258H40ZM41 264H43V263H42V260H41Z\"/></svg>","mask_w":264,"mask_h":264},{"label":"crops","instance_id":"crops-1","mask_svg":"<svg viewBox=\"0 0 264 264\" xmlns=\"http://www.w3.org/2000/svg\"><path fill=\"white\" fill-rule=\"evenodd\" d=\"M5 10V9H4ZM1 17V16H0Z\"/></svg>","mask_w":264,"mask_h":264}]
</instances>
